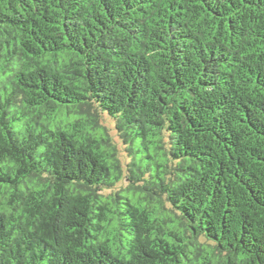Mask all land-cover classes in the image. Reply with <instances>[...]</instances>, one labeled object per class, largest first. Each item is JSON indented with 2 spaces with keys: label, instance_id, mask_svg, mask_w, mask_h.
Returning <instances> with one entry per match:
<instances>
[{
  "label": "trees",
  "instance_id": "16d2710c",
  "mask_svg": "<svg viewBox=\"0 0 264 264\" xmlns=\"http://www.w3.org/2000/svg\"><path fill=\"white\" fill-rule=\"evenodd\" d=\"M0 264H264V0H0Z\"/></svg>",
  "mask_w": 264,
  "mask_h": 264
}]
</instances>
